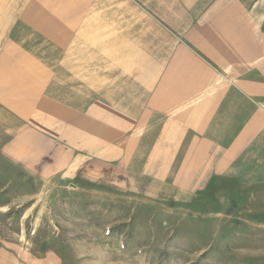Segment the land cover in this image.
Listing matches in <instances>:
<instances>
[{"label":"rangeland","instance_id":"374dc122","mask_svg":"<svg viewBox=\"0 0 264 264\" xmlns=\"http://www.w3.org/2000/svg\"><path fill=\"white\" fill-rule=\"evenodd\" d=\"M197 2L0 0V264H264L263 148L189 111Z\"/></svg>","mask_w":264,"mask_h":264},{"label":"crops","instance_id":"0c3cea01","mask_svg":"<svg viewBox=\"0 0 264 264\" xmlns=\"http://www.w3.org/2000/svg\"><path fill=\"white\" fill-rule=\"evenodd\" d=\"M197 3H202L204 14L195 20L194 29L189 30L193 35L190 40L206 43L199 53L210 63L207 71L211 72V67L218 70L219 81L214 87L220 90V98L218 102L211 101L205 98L208 97L205 91H194L189 111L201 116L199 120L204 117V122H218L216 125L209 122V126L204 123V130L219 127V136L234 137V145L241 151L252 146L262 147L257 151L264 153V0H201ZM156 18L175 34L181 32L163 21L160 15L156 14ZM208 85L210 87L206 88ZM211 87L212 84L206 83L204 90H212ZM202 94L203 99H196ZM228 131L233 134L229 136Z\"/></svg>","mask_w":264,"mask_h":264}]
</instances>
